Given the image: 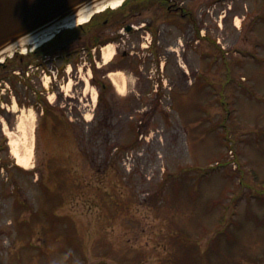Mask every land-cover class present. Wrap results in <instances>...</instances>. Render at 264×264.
<instances>
[{
    "label": "rangeland",
    "instance_id": "374dc122",
    "mask_svg": "<svg viewBox=\"0 0 264 264\" xmlns=\"http://www.w3.org/2000/svg\"><path fill=\"white\" fill-rule=\"evenodd\" d=\"M219 4L210 18L224 49L212 47L208 67L168 61L149 78L153 55L136 45L126 60L145 82L111 73L123 86L97 113L88 53L57 75L61 91L51 71L27 75V49L8 51L0 75L17 82L0 79V264H264V0ZM65 28L47 47L91 45L93 29L70 42ZM134 39L106 42L98 64ZM94 159L105 160L98 171Z\"/></svg>",
    "mask_w": 264,
    "mask_h": 264
},
{
    "label": "flooded vegetation",
    "instance_id": "af4514ba",
    "mask_svg": "<svg viewBox=\"0 0 264 264\" xmlns=\"http://www.w3.org/2000/svg\"><path fill=\"white\" fill-rule=\"evenodd\" d=\"M217 4L220 6L219 0H125L118 9H107L94 17L93 24H96V26L91 28L94 30V34L91 37L90 46H72L66 51H64V44L59 48L47 47L49 42L53 44L61 37V32L64 30V28H62L58 30L53 39L48 43L30 47V51L27 52V54H29V62L27 64L29 69L27 75L31 76L30 78L33 79V75L37 72L35 69L41 68L44 71H51L55 84H59L61 91H63L64 87L62 81L64 78L59 80L57 75L61 74L63 70H67L66 66L71 65V60L72 63L75 64L82 50L85 51L92 61V67H90L93 72L92 80L98 89L96 90V103H94L93 106L95 113H97L99 102H109V97L111 96L110 92L114 90L118 91L119 88L117 85L123 86V80L116 77L115 82V78L110 76L111 73L117 74L118 70L122 69L128 73L129 77L136 78L135 85L145 82L142 74L143 65L141 66L140 63L137 64V61H134V57H130L129 60H126L127 57L129 58V54L139 51V49L135 50V47H137L136 45L143 48V52H147L149 56L153 55V60L150 61L151 66L148 68L149 72L152 71V66L155 65L156 68H163L164 64L168 61L179 67L185 65L198 67V64L201 62L205 67H208L212 47L219 52H222L224 49V45L221 44L220 36L212 35L210 7L213 6L216 9ZM229 9H232L231 5H229ZM219 10L222 11L225 10V8H220ZM253 10L256 11L255 9ZM235 11L236 13H241V10L235 9ZM218 16L225 18L228 14L224 12ZM232 17H234V15H232ZM224 21L225 19H223L222 25H220L222 31H226L227 29V25H225ZM230 21L236 29L240 28L236 25L234 19ZM116 22H121L123 24V30H115ZM135 22L138 23L136 24ZM107 26L114 28V32L110 31L109 34H107L105 30ZM86 27L87 25L85 23L78 24L77 27L72 28V33L68 36L70 42L77 32V38L79 39L82 37V33L88 31ZM124 35L128 38L130 36L135 38L134 42L133 40L131 41V44L127 43V47L131 49L129 51L124 49L119 56L114 57L113 61L110 63L108 62V64H110L109 67H104L107 62H103L99 65L98 61L103 58L102 53L99 54V49L102 51L101 47L108 41H117L121 43L120 40H123ZM123 42H125V40ZM34 60L36 61L33 62ZM57 60H60L61 64L55 66L56 70L52 67L50 69L48 67H42V65L45 64L54 66ZM76 64L78 63L76 62ZM111 68L115 70L109 71ZM103 69H105V71ZM151 75L152 72L148 74V77L152 78ZM107 78L110 81H108ZM113 86H115L114 90ZM31 89L32 94L39 96L34 88ZM65 94L68 93L65 92ZM222 95L226 96V93L223 92ZM68 96V103L72 102L75 104V113L84 115V112L78 109L79 106L77 104L79 100L82 101V97L73 94H68ZM117 96L121 98L119 94H117ZM128 96L129 95L124 94L125 99ZM90 98L93 99L92 95ZM112 98H114V95ZM45 109L46 107L43 106V113ZM61 111L63 113L70 111L72 114L74 112L72 109H62L60 112ZM50 112L60 116L58 115L60 113L59 110H51ZM93 158L91 159L92 161ZM94 161L92 165L94 164L97 169L96 171H98L103 166L102 162L105 160L99 161V159H94ZM111 164L112 162L109 160L106 166H111Z\"/></svg>",
    "mask_w": 264,
    "mask_h": 264
},
{
    "label": "water",
    "instance_id": "95a60500",
    "mask_svg": "<svg viewBox=\"0 0 264 264\" xmlns=\"http://www.w3.org/2000/svg\"><path fill=\"white\" fill-rule=\"evenodd\" d=\"M106 0H0V65L10 50ZM3 57V59H1Z\"/></svg>",
    "mask_w": 264,
    "mask_h": 264
},
{
    "label": "bare ground",
    "instance_id": "6f19581e",
    "mask_svg": "<svg viewBox=\"0 0 264 264\" xmlns=\"http://www.w3.org/2000/svg\"><path fill=\"white\" fill-rule=\"evenodd\" d=\"M123 0H106L100 4H98L97 6H95L93 9L92 8H87L84 11L80 12L74 19H71L67 22H65L63 25L64 27H72L77 25L78 23H83L89 20V17L92 15V13L95 11H101L103 9H106L107 7L110 8H117L118 6L121 5ZM57 28L52 27L51 29H48L44 32H42L41 34H37L33 37L30 38V43L32 44V46L35 45H39L41 43H43L44 41L50 39L52 37V32L56 31ZM23 50L26 49L25 46L21 47ZM106 61L108 62L111 57H112V53L111 52H106ZM114 81L116 82V79H114Z\"/></svg>",
    "mask_w": 264,
    "mask_h": 264
},
{
    "label": "trees",
    "instance_id": "16d2710c",
    "mask_svg": "<svg viewBox=\"0 0 264 264\" xmlns=\"http://www.w3.org/2000/svg\"><path fill=\"white\" fill-rule=\"evenodd\" d=\"M97 14H99V13H97ZM97 14H94L93 16H92V18L89 20V22H87L86 23V25H87V30L89 31L92 27H94V26H96V24H93V20L95 19L94 17L95 16H97ZM91 38V37H90ZM16 54V53H15ZM17 56H19L18 54L17 55H15L14 57H13V59H11V62H14V60L15 59H17ZM20 56H22L23 58H24V56L23 55H20ZM19 56V57H20ZM24 59H26V60H24ZM23 60L22 59H20L19 58V60H21V61H24V62H26V64H28V62H29V59L28 58H24ZM5 66V65H4ZM4 66H0V73H2L3 71H5L6 69H4L5 67ZM2 71V72H1ZM17 78V76H14V78H8L7 77V75H0V79H6V80H8V82H10V85L12 86V87H14V88H16V82H17V80H15ZM0 111H2V109H1V104H0ZM2 142L4 143V146L2 147L1 146V150L3 149H7L8 148V146H7V144H6V142H5V139H3L2 140ZM257 175H256V173H255V177H256Z\"/></svg>",
    "mask_w": 264,
    "mask_h": 264
}]
</instances>
